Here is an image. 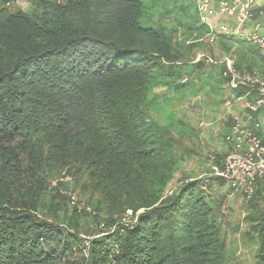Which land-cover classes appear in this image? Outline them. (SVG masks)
<instances>
[{"label":"trees","instance_id":"1","mask_svg":"<svg viewBox=\"0 0 264 264\" xmlns=\"http://www.w3.org/2000/svg\"><path fill=\"white\" fill-rule=\"evenodd\" d=\"M172 4L183 5L30 0L27 12L15 0H0V264H226L220 203L207 195V204L201 194L202 185L211 189L229 180L213 174L207 183L185 181L163 196L179 168L178 152L190 153L199 133L177 118L174 98L159 104L154 89L183 91L181 102L211 88L226 99L249 93L252 103L261 95L244 85L232 88L227 64L217 62L212 46L205 51L215 63L195 60L170 42L176 29L154 26L152 8ZM192 5L190 31L200 24ZM227 39L221 42L229 53ZM231 40L248 45L231 55L236 71L264 76L259 47L238 35ZM153 110L165 113L167 124ZM244 116L261 120L264 105L251 109L247 103ZM235 120L229 117L228 130ZM230 149L215 153L216 170L224 169ZM62 178L118 198L119 212L146 209L135 228H114L118 219L109 214L108 234L86 245L80 233L91 214L68 207L61 190L69 182ZM239 193L245 234L259 237L254 264H264V178L251 196Z\"/></svg>","mask_w":264,"mask_h":264},{"label":"rangeland","instance_id":"2","mask_svg":"<svg viewBox=\"0 0 264 264\" xmlns=\"http://www.w3.org/2000/svg\"><path fill=\"white\" fill-rule=\"evenodd\" d=\"M182 3V6L177 7H173L172 4L171 6L168 5L167 7H161L157 10L152 8V15L156 28H163L167 32L175 29L177 30L175 37L170 42L179 48L181 52L187 54L188 57H193L195 60L207 58L209 53L205 51V49L212 46L216 56L215 58L218 60L217 62L224 64L226 63L224 62L225 57L232 60L231 55L236 48L239 46H244V48L248 47L246 43L238 45L236 41L231 40V36H224L228 38L227 44L231 47V51L228 53V50L225 49L224 44L221 42L222 35H219L214 41H211L208 37L209 31L206 29V31L202 33L199 28L200 24L198 26L197 23L192 26L193 29L190 31L188 25L191 21L189 19L193 15L194 10L192 0H182ZM28 4V6H21V8L27 12L30 11L31 6L30 3ZM15 6L19 7L20 3L15 2ZM192 43H197L199 45L192 49L188 48V45ZM251 50L248 49L247 52L249 54H257L255 50H252V52ZM204 55L205 57H203ZM154 91L157 95L156 101L159 104L174 98L171 105H168L173 108L177 118L184 119L195 132L199 133L198 137H193L190 153L184 150L178 152L180 160L179 168L176 170V173L171 176L163 193L164 197H171V195H174V193L178 191V188L183 182L204 181L207 183L208 177L221 172L214 168L217 159L215 153H223L228 150L229 145L225 141V136L228 132L229 126L227 123L229 117H237L245 120L244 109L248 101L247 99L240 102L236 101V103L229 108V99H226V95L213 88L207 91L202 90L197 96L186 94L182 102L179 98L183 94V91L170 93L162 86L156 87ZM152 113L155 119L159 120L162 124H167V121H165V113H157L154 110ZM261 123L262 126L259 133L261 134L263 131L261 135H263L264 138V119H262ZM223 162H225V160ZM62 180L69 182L66 183L61 190V194L67 197L66 202L68 207L73 208L75 206L79 209H86L87 212L91 214L87 215L83 220L86 232L82 231L80 233L86 245L89 244L92 238L108 234L105 232L108 230L105 226L104 218L108 217L109 214L113 213L118 219V224H116L114 228H116L117 225L119 226V224L135 228L139 222V215L146 209L141 207L137 209L136 212L132 209H126L124 213L119 212L117 208H121L122 205L120 206V204L116 202L118 198L113 201L111 196L103 194V191L100 189L95 190L93 188L84 187L82 183L77 184L74 180L71 181L68 178H62ZM55 184L56 182H54V185ZM231 186L230 181L224 185H215L211 189L202 185L204 192L201 194L203 195L201 196L203 199H201L207 202L209 201L207 195H211L214 200L216 199L220 203L217 214L220 216L218 219V224L221 225L220 236L225 238V263L254 264L259 257V237L256 234H245L248 229V224L245 221L246 211L243 206L244 198ZM255 188L256 185L254 186V189ZM99 202L100 209L97 208ZM159 203L160 202H157L155 205ZM117 212L121 214L119 215ZM92 214L98 216L94 217ZM235 225L239 226V229L236 230ZM93 228L97 229V231H93ZM111 230L114 229L112 228Z\"/></svg>","mask_w":264,"mask_h":264},{"label":"built area","instance_id":"3","mask_svg":"<svg viewBox=\"0 0 264 264\" xmlns=\"http://www.w3.org/2000/svg\"><path fill=\"white\" fill-rule=\"evenodd\" d=\"M58 1L63 2L65 0ZM258 1L194 0V3L199 23L208 27V37L211 41H214L219 35H238L247 43L258 46L264 55L263 27L259 21L255 20ZM15 2L20 3V7H25L29 5L30 0H15ZM253 20L255 21L252 27L246 32L247 23ZM205 59L207 62L215 63L211 58L205 57ZM224 62H226L228 68L224 74L231 77L230 85L232 88L244 85L250 87V90L257 89L260 92L261 96L254 103L248 102V107L257 109L263 106L264 76H261L258 72L241 75L234 68L232 60L225 57ZM248 94L232 95L228 107L230 108L236 101L246 100ZM235 119L225 136V141L231 149L225 158L224 169L217 174L228 179L237 192L241 191L251 196L254 193V186L257 181L264 178V138L261 135L262 133H259L262 120H254L251 117L245 118V120L237 117Z\"/></svg>","mask_w":264,"mask_h":264},{"label":"crops","instance_id":"4","mask_svg":"<svg viewBox=\"0 0 264 264\" xmlns=\"http://www.w3.org/2000/svg\"><path fill=\"white\" fill-rule=\"evenodd\" d=\"M255 20L259 21L262 24L263 33H264V0H259L257 3V15L255 17ZM255 20L247 23V26L245 27L246 32H248L250 30V28L252 27V24L254 23ZM262 119H264V118H261V120ZM262 133H263V131H262Z\"/></svg>","mask_w":264,"mask_h":264}]
</instances>
